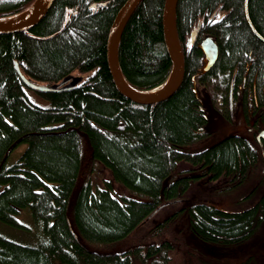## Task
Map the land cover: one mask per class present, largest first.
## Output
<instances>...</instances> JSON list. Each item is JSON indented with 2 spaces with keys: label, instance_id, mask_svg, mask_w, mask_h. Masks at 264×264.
Segmentation results:
<instances>
[{
  "label": "trees",
  "instance_id": "obj_1",
  "mask_svg": "<svg viewBox=\"0 0 264 264\" xmlns=\"http://www.w3.org/2000/svg\"><path fill=\"white\" fill-rule=\"evenodd\" d=\"M32 1L0 0V18ZM99 1L53 0L28 29L40 38L0 33V228L8 230L0 229V264H222L180 246L170 225L185 209L195 237L245 246L263 225L264 192L239 210L198 201L148 220L198 180L228 189L257 172L264 179V138L256 139L264 129V0H177L183 79L155 103L135 102L113 83L106 40L125 0ZM163 4L140 0L120 37L121 72L139 90L170 72ZM206 36L218 47L208 69L199 46ZM69 74L73 86L57 91L24 80ZM199 87L220 116L237 112L239 131L212 138Z\"/></svg>",
  "mask_w": 264,
  "mask_h": 264
},
{
  "label": "water",
  "instance_id": "obj_2",
  "mask_svg": "<svg viewBox=\"0 0 264 264\" xmlns=\"http://www.w3.org/2000/svg\"><path fill=\"white\" fill-rule=\"evenodd\" d=\"M52 1L53 0H33L24 10L14 14L17 15V18L11 22H3L1 20L9 16L0 18V33L26 30L30 36L36 37L37 35L30 33L28 29L38 23V21L45 15ZM139 1L140 0H125L118 8L107 34L106 61L113 83L120 93L138 103H155L168 98L179 87L184 74L183 53L176 28L177 0H164L161 23L164 44L171 62V67L166 81L163 84L158 85V88L154 90H139L132 87L124 78L118 61V45L123 28ZM106 2V0L99 1L101 5H104ZM90 6L93 7L94 3L91 2ZM37 37L40 38L43 36ZM193 40L194 33H191L188 41L190 43L193 42ZM201 47L206 60L203 68L208 69L216 61L217 48L210 38L203 40ZM71 79H73V76L69 74L61 78L59 81L50 84H37L27 81L26 79L24 80L30 86L38 90L57 91L70 88L73 85ZM261 138H264V129L258 131L256 134L257 140L260 141Z\"/></svg>",
  "mask_w": 264,
  "mask_h": 264
},
{
  "label": "rangeland",
  "instance_id": "obj_3",
  "mask_svg": "<svg viewBox=\"0 0 264 264\" xmlns=\"http://www.w3.org/2000/svg\"><path fill=\"white\" fill-rule=\"evenodd\" d=\"M197 93L201 99L202 107L208 119L207 125L213 130L212 138L214 140L220 138L226 133L239 131L238 124H233L237 120V112L235 110L229 109L230 115L228 117L220 116L215 112L208 91L199 87ZM209 138L210 136H208V139ZM23 148L24 144L15 148L13 153L10 152L8 155L9 161H13ZM107 176V172H103V177L106 178ZM257 176L260 177L259 172L254 173L244 182L228 189H222L220 185L215 183V180H198L193 183L194 185L192 184V188L182 200H178L172 203V205H163L164 207L157 211L155 215L148 220V223L152 224L154 221L163 217L167 210L172 212L179 206L198 201L213 203L228 210L242 209L256 201L264 192V179L258 178ZM262 221L263 225L260 227L256 235L253 238L251 237L245 246H220L219 244L203 241L195 237L188 227L185 209L180 211L178 218L176 221H173L170 227L173 234L180 241V246L184 243L188 247H193L199 253L207 254L205 258L213 257V259H217V261L222 264L236 263L243 261L245 258H249L248 264H264V254L260 255V259L258 257L255 259L254 254L255 250L264 248V220ZM0 229L8 232L7 229ZM135 264L139 263L135 262Z\"/></svg>",
  "mask_w": 264,
  "mask_h": 264
},
{
  "label": "bare ground",
  "instance_id": "obj_4",
  "mask_svg": "<svg viewBox=\"0 0 264 264\" xmlns=\"http://www.w3.org/2000/svg\"><path fill=\"white\" fill-rule=\"evenodd\" d=\"M94 3V6H95V2H93ZM163 6H164V4H163ZM176 6H177V2H176ZM244 8H245V10H246V2H244ZM134 11V10H133ZM132 14V13H131ZM222 16V14L219 16V18ZM247 16V15H246ZM130 17V16H129ZM17 18V15H13V16H9V17H6V18H3V19H1L3 22H11L12 20H14V19H16ZM129 19V18H128ZM200 26V24H198V26L195 28V29H193L192 31H191V33H194V39H195V36H196V33H197V29H198V27ZM24 31V30H23ZM15 32V31H14ZM12 33V32H11ZM191 33H190V35H191ZM206 38H210V39H212L210 36H206V37H204L203 39H202V41L203 40H205ZM194 41V40H193ZM202 41H201V43H202ZM212 41L214 42V40L212 39ZM215 43V42H214ZM215 45H216V48H217V55H218V47H217V44L215 43ZM25 78V77H24ZM26 79V78H25ZM183 79V78H182ZM69 81V80H68ZM166 81V80H165ZM164 81V82H165ZM163 82V83H164ZM182 82V81H181ZM162 83V84H163ZM181 84V83H180ZM29 85V84H28ZM73 86V85H72ZM32 88V87H31ZM158 87H156V88H154V89H157ZM68 89V88H67ZM154 89H151V90H154ZM260 145V144H259Z\"/></svg>",
  "mask_w": 264,
  "mask_h": 264
},
{
  "label": "flooded vegetation",
  "instance_id": "obj_5",
  "mask_svg": "<svg viewBox=\"0 0 264 264\" xmlns=\"http://www.w3.org/2000/svg\"><path fill=\"white\" fill-rule=\"evenodd\" d=\"M203 38H204V37H203ZM203 38H202V39H203ZM202 39H201V41H202ZM201 41H200V44H199L200 47H201ZM201 50H202V47H201ZM202 52H203V50H202ZM203 53H204V52H203ZM204 57H205V56H204ZM205 61H206V60H205ZM205 61H204V62H205ZM204 64H205V63H204ZM213 64H214V63H213Z\"/></svg>",
  "mask_w": 264,
  "mask_h": 264
}]
</instances>
